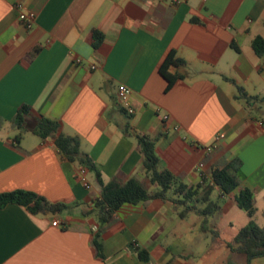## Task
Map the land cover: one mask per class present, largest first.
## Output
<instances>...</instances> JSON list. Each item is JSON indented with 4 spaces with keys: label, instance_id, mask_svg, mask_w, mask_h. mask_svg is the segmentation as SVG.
Here are the masks:
<instances>
[{
    "label": "crops",
    "instance_id": "crops-1",
    "mask_svg": "<svg viewBox=\"0 0 264 264\" xmlns=\"http://www.w3.org/2000/svg\"><path fill=\"white\" fill-rule=\"evenodd\" d=\"M17 4L35 12L31 29L19 21ZM94 31L103 35L96 47ZM256 35L264 38V0H0V192L25 189L70 205L59 214L1 207L0 264H149L130 243L145 248L150 263L203 264L204 240H221L217 220L237 205L234 190L203 224L195 212L180 218L169 200L125 203L100 233L101 259L92 242L100 185L87 173L85 188L52 137L23 146L22 136L15 144L8 121L21 104L32 122L47 117L58 132L77 135L104 182L133 176L148 184L136 138L122 131L127 123L157 136L161 166L189 185L238 159L240 187L253 192L248 221L260 210L264 218V101L246 107L235 97L237 86L264 95ZM169 52L178 60L167 67L176 77L170 86L160 72ZM119 84L130 88L123 100ZM217 133L224 136L214 142Z\"/></svg>",
    "mask_w": 264,
    "mask_h": 264
},
{
    "label": "trees",
    "instance_id": "trees-1",
    "mask_svg": "<svg viewBox=\"0 0 264 264\" xmlns=\"http://www.w3.org/2000/svg\"><path fill=\"white\" fill-rule=\"evenodd\" d=\"M102 38L103 35L100 32L94 31L93 46L96 47L102 41ZM251 46L255 53L263 58L264 63V38L261 35L254 36L251 40ZM177 61L174 52H169L161 64L160 72L167 79L168 86L172 84L176 77L167 72V67ZM235 97L243 99L246 107L258 100L264 101V95L261 97L248 95L240 86H237ZM29 116V105L21 104L8 121L11 127L17 130L13 137L15 144L19 143L22 134L26 130L25 122ZM3 122L4 120L0 118V125ZM32 124L29 130L33 134L40 139L52 137L59 153L79 168H85L87 173H91L100 185V195L93 201V211L97 214L99 227L94 233L92 242L97 256L101 259H104L105 256L100 241V233L105 225L113 220L116 211L125 203H147L154 198L169 200L178 208L177 214L180 218H185L190 212H195L203 217L204 224L208 217L217 216L220 213L221 197L237 190L234 199L238 207L243 209L249 217H252L255 212L253 192L249 188L240 187L238 177L240 161L238 159L212 166L200 173L199 182L189 185L183 182L182 176L174 175L161 166L160 158L155 152L157 136L134 133L127 123L122 131L133 134L136 138L138 150L142 154L141 166L148 184L133 176L124 182H120L116 178L104 182L100 167L87 153L81 150L80 139L77 135L58 132V122L43 116L36 117ZM150 186H155V188L151 189ZM215 188L218 193L213 197ZM8 203L22 205L32 214H59L70 207L67 203L52 202L36 192L25 189L0 192V208ZM227 246L230 251L243 254L246 257L245 264H250L253 258L264 256V225L260 226L253 219H250L244 226L239 228L232 240L227 243ZM129 249L135 252L139 259L152 264L150 263L149 253L145 248L130 243ZM225 264L232 263L227 262Z\"/></svg>",
    "mask_w": 264,
    "mask_h": 264
},
{
    "label": "rangeland",
    "instance_id": "rangeland-1",
    "mask_svg": "<svg viewBox=\"0 0 264 264\" xmlns=\"http://www.w3.org/2000/svg\"><path fill=\"white\" fill-rule=\"evenodd\" d=\"M32 119L27 118L25 122L26 130L22 134L23 146H29V142L36 141L38 142V136L33 134L29 129L33 125ZM16 130L13 129L10 131V136L13 137V133ZM215 196V195H214ZM260 210V208H259ZM261 210L256 213L253 217V220L258 224L264 223V218L261 215ZM249 217L247 213L239 208L237 205H233L222 217H219L217 220L216 228L220 232L221 240L215 241L213 243L212 236L204 240V254L201 255L199 258L203 261V264H222L231 262L232 264H245L246 257L243 254L235 253L230 251L227 246V243L232 240V236L234 235L235 231L244 225L248 221ZM229 222L232 225H229ZM210 226V224L208 225ZM214 246V247H212ZM200 262V260H198ZM264 264V256L253 259L250 261V264Z\"/></svg>",
    "mask_w": 264,
    "mask_h": 264
},
{
    "label": "built area",
    "instance_id": "built-area-1",
    "mask_svg": "<svg viewBox=\"0 0 264 264\" xmlns=\"http://www.w3.org/2000/svg\"><path fill=\"white\" fill-rule=\"evenodd\" d=\"M17 8H18V19L19 21L21 22V24L23 25V27L27 30L31 29L34 25V22H35V18H36V14L34 11H31V10H24L21 6V4H17ZM77 62L80 61L79 58L76 59ZM92 68L94 67V65L91 66ZM130 94V88L127 87L126 85L124 84H119L116 88V95H117V98L123 100L125 99L128 95ZM129 112H132V109H129ZM164 118H167L166 115H164ZM261 125L264 127V121L261 122ZM224 134L223 133H217L215 136H214V142L217 141L219 138L223 137ZM213 142V144H214ZM208 145L207 146V150H210L212 148V145ZM78 179L79 181L81 182V184L85 187V188H89L90 187V184H89V181L87 179V170L85 168H79V171H78ZM59 223V220L58 219H55L52 221V224L53 225H56ZM154 264V263H152Z\"/></svg>",
    "mask_w": 264,
    "mask_h": 264
}]
</instances>
